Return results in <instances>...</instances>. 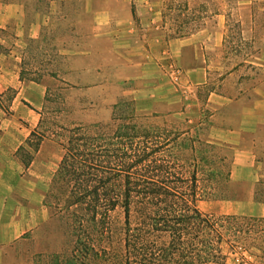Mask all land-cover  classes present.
<instances>
[{"label":"rangeland","instance_id":"obj_1","mask_svg":"<svg viewBox=\"0 0 264 264\" xmlns=\"http://www.w3.org/2000/svg\"><path fill=\"white\" fill-rule=\"evenodd\" d=\"M10 3L22 5L28 21L48 20L43 36L26 44L23 78L41 80L49 100L45 98L37 134L18 150L17 161L0 165V218L15 219L19 226L12 235H20L10 244L0 243L6 264H64L70 248L64 223L51 219L43 206V219L37 211L35 227L25 230V218L33 212L27 206L36 205L49 189L63 155L57 135L61 127L108 123L122 98L134 99L142 114L171 113L194 125L200 121L201 133L211 139L216 124L258 129L255 135H243L239 145L227 144L233 160L229 198L202 200L198 206L205 213L262 217L263 209L256 212L255 205H264V0H0ZM102 19L108 24L98 29ZM123 26L138 28L139 35L130 33L131 42L150 40L165 77H79L88 68L105 70L104 51L95 50L97 58L88 61L83 49L105 36L112 42ZM10 33L0 31V36L11 43ZM177 39L191 44L176 53L172 43ZM170 62L186 77L202 62L206 82L186 77L176 82ZM13 97L9 91L2 99L4 110L10 111ZM43 140L48 143L43 157L49 161L39 158L32 166ZM243 150L249 154L237 157ZM250 262L264 264V259L252 257Z\"/></svg>","mask_w":264,"mask_h":264},{"label":"trees","instance_id":"obj_2","mask_svg":"<svg viewBox=\"0 0 264 264\" xmlns=\"http://www.w3.org/2000/svg\"><path fill=\"white\" fill-rule=\"evenodd\" d=\"M21 79L43 83L23 78V69ZM191 122L142 114L134 99L122 98L108 123L61 127L63 155L44 205L51 219L64 223L70 243L64 264L264 259V217L199 208V201L229 198L233 160L227 144L204 136L202 122Z\"/></svg>","mask_w":264,"mask_h":264},{"label":"crops","instance_id":"obj_3","mask_svg":"<svg viewBox=\"0 0 264 264\" xmlns=\"http://www.w3.org/2000/svg\"><path fill=\"white\" fill-rule=\"evenodd\" d=\"M103 16H100L102 18ZM48 24L47 18L38 17L34 21H28L26 12L22 5L16 3L0 4V29L1 32L11 30L9 34L12 41L7 43L0 36V165L5 162L17 161V152L23 146L31 133L37 129L40 122V113L44 107L47 88L43 83L21 79V70L25 58L26 44L30 40H39ZM108 21H98V29H103ZM130 33L133 36L139 35L138 28H127L123 26L112 40L109 42L106 36L99 40L97 45L85 47V58L93 61L97 58L95 50L104 51L101 71L88 68L82 70L79 77H121L122 79H147L150 77H165L163 69L158 67L152 51L150 40H135L131 42ZM98 35H104L100 32ZM106 35V34H105ZM172 43V42H171ZM176 47V53L188 47L189 39H177L172 45ZM167 45V44H166ZM205 64V60L203 62ZM203 63L192 68L191 73H185L183 77L192 82L203 84L206 82V75L203 74ZM164 65V63H162ZM110 67L112 71H110ZM199 74V75H196ZM111 75V76H110ZM198 76V77H197ZM53 77V76H52ZM94 86L91 89H95ZM9 91L14 92V97L10 104V111L4 110L1 106L2 99ZM223 97V96H221ZM258 129L243 127H228L223 124L213 125L210 129L211 137L214 140L224 142L229 145H239L243 135H255ZM48 143L43 140L39 149L35 153L34 166L38 159L48 162V158L43 157ZM248 151L243 150L239 155H247ZM31 169V168H28ZM233 171V170H232ZM20 203V202H19ZM44 205V196L38 200L36 205L30 203L25 222L28 223L25 230L35 227L38 218L37 211H41ZM264 205L256 203L255 210L260 212ZM42 214V215H41ZM43 219V211L40 212ZM264 217V214H261ZM15 219L0 218V243L10 244L19 236L12 234L16 229ZM25 231L21 232L23 234ZM0 246V264H6V255Z\"/></svg>","mask_w":264,"mask_h":264},{"label":"built area","instance_id":"obj_4","mask_svg":"<svg viewBox=\"0 0 264 264\" xmlns=\"http://www.w3.org/2000/svg\"><path fill=\"white\" fill-rule=\"evenodd\" d=\"M169 67L172 69V77L176 82H180L182 77L184 76L183 71L175 66L172 62H170Z\"/></svg>","mask_w":264,"mask_h":264}]
</instances>
